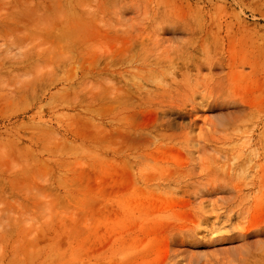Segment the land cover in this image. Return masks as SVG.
Masks as SVG:
<instances>
[{"label": "rangeland", "instance_id": "rangeland-1", "mask_svg": "<svg viewBox=\"0 0 264 264\" xmlns=\"http://www.w3.org/2000/svg\"><path fill=\"white\" fill-rule=\"evenodd\" d=\"M0 264H264V0H0Z\"/></svg>", "mask_w": 264, "mask_h": 264}, {"label": "bare ground", "instance_id": "bare-ground-1", "mask_svg": "<svg viewBox=\"0 0 264 264\" xmlns=\"http://www.w3.org/2000/svg\"><path fill=\"white\" fill-rule=\"evenodd\" d=\"M166 109V108H165Z\"/></svg>", "mask_w": 264, "mask_h": 264}]
</instances>
